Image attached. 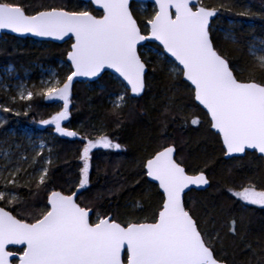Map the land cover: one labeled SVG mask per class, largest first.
<instances>
[{
  "label": "snow or ice",
  "instance_id": "6c2138e0",
  "mask_svg": "<svg viewBox=\"0 0 264 264\" xmlns=\"http://www.w3.org/2000/svg\"><path fill=\"white\" fill-rule=\"evenodd\" d=\"M134 2L87 0L83 6H41L30 12L19 0H0V30L71 42L66 75L61 78L52 71L39 88L33 85L34 90L19 85L11 102L35 97L62 102L55 114L39 123L53 126L60 137H78L83 142L75 190L65 191L50 183L51 147L45 157L44 143L33 146L29 159L18 144L0 141L4 157L0 167L7 172H0V264H230L229 241L251 258L264 259L259 241L254 245L246 239L249 218L245 216L247 206L264 209V36L244 41L243 25L238 31L219 29L235 51L244 52L246 59L236 62L214 39L213 25L221 10H231L226 8L228 0H219L218 6H206L203 0H154L152 12L143 19V30ZM236 15L251 18L256 13L247 9ZM149 66L165 77L159 108L163 142L147 146L139 158L138 178L132 185L139 198L128 205L129 218L120 221L81 197L91 193L93 150L120 151L122 145L106 133L81 135L63 122L71 116L74 82L86 78L95 83L111 70L116 91L104 86L99 90L107 93L108 115L115 128H122L129 103L148 93ZM11 73L9 67L7 74ZM0 111L13 109L0 105ZM193 112L207 119L208 135L215 137L221 154L235 162L233 166L249 156L261 162L259 180L251 176L239 186L217 185L234 198L233 208L226 210L214 201L197 207L200 201L193 193L213 187V174L206 169L215 161L189 168L167 134L169 124L198 130L202 121ZM227 174L231 175V169ZM21 187L30 189L23 197L8 190ZM40 192L43 200L38 199ZM156 198L154 210L141 218L139 214L147 212ZM28 200L37 201L31 212Z\"/></svg>",
  "mask_w": 264,
  "mask_h": 264
},
{
  "label": "trees",
  "instance_id": "16d2710c",
  "mask_svg": "<svg viewBox=\"0 0 264 264\" xmlns=\"http://www.w3.org/2000/svg\"><path fill=\"white\" fill-rule=\"evenodd\" d=\"M19 2L25 5L26 11L30 12L39 10L41 6L72 7L85 4L79 0H19ZM203 2L206 6H218L219 4V0H203ZM248 4L250 5L249 9L256 13L254 17L236 15L243 9L244 5ZM29 5L31 7H28ZM132 7L143 30V19L152 12L153 5L150 3H133ZM226 8L231 10L222 9L220 19L213 25L214 29H217L214 31V39L221 51L226 52L233 61L239 62L246 59L244 52L235 51L234 46L224 39L219 29L235 28L238 31L241 27L240 24L233 22L246 20L254 25V29L245 28L241 34V39L249 41L253 36H264V18H262L264 17V0H228ZM228 20L232 21L233 24H229ZM70 43V41H66L62 44H56L49 41H34L30 38L2 35L0 37V68L11 65L16 70L22 68L30 71L31 77H35L38 67L51 66L57 68L59 62H62L60 71L63 78L68 71L65 56ZM152 45L155 46V44ZM102 76L103 79L99 78L97 81L109 92H115L116 85L113 75L103 74ZM148 76L150 85L148 93L129 103L125 109V124L122 128H115L111 117L108 115L111 108L110 103L107 102V93L100 92V88L92 90L88 88L89 84L94 86L97 82H79L73 86L70 105L71 116L68 123H65L66 126L76 130L75 125L78 122L80 128L76 131H79L81 135L90 134L95 137L98 134L106 133L122 145L120 151L93 150L92 169L90 171L91 193L88 197H81L82 202L87 203L91 200L94 202L92 205L94 208L98 207L99 210L107 211L108 214L116 216L120 221L129 218L132 209L128 205L134 199L139 198L137 191L132 187L134 180L138 178L137 163L139 158L146 154L145 148L147 146L155 147L163 142L160 139L159 131L162 127L159 123L162 118L159 115V108L165 77L159 69L153 71V66H149ZM34 85L39 88L40 84L35 81ZM30 90H34L33 86L30 87ZM5 95V91L0 87V104L7 102ZM182 98L187 101L186 96ZM57 102L60 103V101H46L42 97H35L32 101L17 100L15 103L11 102L8 107L13 111L3 112L6 117L3 128L12 126L19 131V127H30L45 133L52 132L56 158L50 172V183L56 190H75L74 185L78 180L81 164L79 152L83 142L75 138L60 137L55 133L53 126H44L39 123V121L48 119L59 110L60 106L57 105ZM29 105L30 107H28ZM14 111L20 112V115H16ZM25 111H27V115H24ZM193 114L200 115L202 121V126L198 130L195 129V126L181 128L179 125L169 124L167 134L172 137L181 159L189 168L204 167L210 159L215 161L206 169L213 174V187L207 192L193 193L195 199L200 201V205L197 207H201L208 201H214L226 210L233 208L235 207L232 204L234 198H230L229 193L219 190L217 185L223 186L227 183L229 186H239L246 183V178L251 176H255L259 180L262 175L261 162L249 156L241 163L233 166L235 162L224 159L220 152V145L215 142V137L208 135L210 130L207 119L201 113L193 112ZM1 132L0 130V141H2ZM14 139L24 145L20 136L9 137V140ZM229 169H231V175L227 174ZM138 188L139 185H136V189ZM8 190L22 197L30 191L28 187ZM31 190H35L34 185ZM110 192L111 195H109ZM38 199H44L43 192H40ZM36 202L34 200L27 201L29 212L32 211L31 205ZM157 203L158 198L153 199L148 211L140 213V217L144 218L146 215H150ZM245 216L249 218L246 239L254 245L259 241L264 247V209L249 207ZM227 250L230 264H264V259L251 258L247 252L231 241L227 243Z\"/></svg>",
  "mask_w": 264,
  "mask_h": 264
},
{
  "label": "rangeland",
  "instance_id": "374dc122",
  "mask_svg": "<svg viewBox=\"0 0 264 264\" xmlns=\"http://www.w3.org/2000/svg\"><path fill=\"white\" fill-rule=\"evenodd\" d=\"M154 7V6H153ZM250 8V5H244L243 10H247ZM239 11V12H240ZM229 24H233L232 21L228 20ZM240 26L243 25L245 28H247V25L251 24L249 21L243 20L239 21ZM223 34V33H222ZM62 62H59L58 67H51V66H41L38 67V71L35 75V77H31V73L28 70H24L22 68L16 70L13 68V66L9 65L3 68H0V87L5 91L6 95V101L5 103H2L0 105H5L8 106L9 103H11V97L16 95V89L19 85H23L24 87L30 89L31 86L34 85L35 81H38L40 84V81L42 79H48L51 75L52 71H55L59 74V76L62 78L61 74V67H62ZM11 67L12 68V73L10 75L7 74V69ZM32 82V83H30ZM4 85H7V90L3 87ZM102 84L100 82L95 83V85L89 84L88 88L89 89H95V88H100ZM19 100V99H17ZM16 100V101H17ZM107 102L109 103V98L107 97ZM57 105L60 106L61 102H57ZM26 109V108H25ZM15 112V111H14ZM6 122V117L3 114V111H0V123H3V125ZM75 127L77 129L80 128V124L77 122ZM19 131L15 130L14 127L10 126L8 128H0L2 131V141H8L9 143H14L18 144L20 146V152H26L29 155V159H31V152H32V147L33 146H38L41 143H44L46 145L44 149V156L47 157L49 155L47 149L51 147L53 149L52 151V158L53 161L55 162V145H54V134L52 132L45 133L42 130H35L34 128L30 127H19ZM11 136H20L23 139L24 145H21L19 141L16 139L14 140H9V137ZM105 150V149H101ZM15 152V149H13ZM18 158V156L16 157ZM3 153L0 152V161H3ZM33 169L29 167V171H32ZM0 172H3L4 175H7V172L0 167ZM23 182V179H22ZM2 187V185H0ZM10 191V190H9ZM13 192V191H12ZM15 193V192H14Z\"/></svg>",
  "mask_w": 264,
  "mask_h": 264
},
{
  "label": "water",
  "instance_id": "95a60500",
  "mask_svg": "<svg viewBox=\"0 0 264 264\" xmlns=\"http://www.w3.org/2000/svg\"><path fill=\"white\" fill-rule=\"evenodd\" d=\"M79 1H81V2H83V3H87V0H79ZM134 3H150V4H152V5L154 6V0H135ZM2 35H9V36H13V37H16V38H30V39H33V40H36V41H49V42H53V43H56V44H62V43H64V42H66V41H69L68 38H65V40L60 41V40H52V39H50V38H39V37H33V36H31V35L20 36V35L15 34V33L8 32L7 30H0V37H1ZM144 43H152V44H155V45L158 44V42H155V41H152V42H148V41H146V42H144ZM70 44H71V43H70ZM69 49H70V45H69ZM65 61H66L67 64L69 63V62L67 61V59H66V56H65ZM147 71H148V70H147ZM106 72L111 74V70H106ZM102 75H103V74H102ZM111 75L114 76V74H111ZM98 79H99V78H97V80H98ZM79 82H87V83H91L90 81H87L86 78H79V81H78V82H74V85H75L76 83H79ZM74 85H73V86H74ZM224 158L227 159L226 157H224Z\"/></svg>",
  "mask_w": 264,
  "mask_h": 264
},
{
  "label": "flooded vegetation",
  "instance_id": "af4514ba",
  "mask_svg": "<svg viewBox=\"0 0 264 264\" xmlns=\"http://www.w3.org/2000/svg\"><path fill=\"white\" fill-rule=\"evenodd\" d=\"M68 121H69V120H68ZM68 121L63 122V123H64V126H66L65 123L67 124ZM66 127H68L70 130H75V129H72V127H69V126H66ZM76 130H79V129H76ZM76 130H75V131H76ZM78 132H79V131H78ZM80 134H81V133H80ZM57 135H58V134H57ZM58 136H59V135H58ZM63 138H67V137H63ZM67 139H68V138H67ZM73 139H74V138H73ZM75 139H79V138L77 137V138H75ZM79 141H81V140L79 139ZM224 159H225V158H224ZM247 207H248V208H249V207H255V208H257V209L259 208V207H257V206H251V205H250V206H247ZM259 209H260V210H263V209H261V208H259ZM92 219L94 220V219H95V216H93Z\"/></svg>",
  "mask_w": 264,
  "mask_h": 264
},
{
  "label": "bare ground",
  "instance_id": "6f19581e",
  "mask_svg": "<svg viewBox=\"0 0 264 264\" xmlns=\"http://www.w3.org/2000/svg\"><path fill=\"white\" fill-rule=\"evenodd\" d=\"M35 41V40H34Z\"/></svg>",
  "mask_w": 264,
  "mask_h": 264
}]
</instances>
